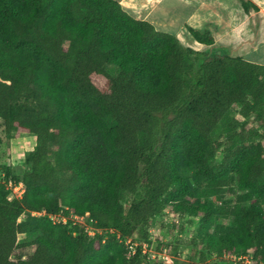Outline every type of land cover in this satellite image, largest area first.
<instances>
[{
	"label": "trees",
	"instance_id": "1",
	"mask_svg": "<svg viewBox=\"0 0 264 264\" xmlns=\"http://www.w3.org/2000/svg\"><path fill=\"white\" fill-rule=\"evenodd\" d=\"M0 119L36 137L21 178L0 168L24 187L16 199L0 183V264H149L114 234L53 224L63 207L149 244L156 216L188 214L205 245L187 264H264V65L186 47L116 0H0ZM221 218L232 225L209 233ZM20 235L27 258L14 256Z\"/></svg>",
	"mask_w": 264,
	"mask_h": 264
},
{
	"label": "rangeland",
	"instance_id": "2",
	"mask_svg": "<svg viewBox=\"0 0 264 264\" xmlns=\"http://www.w3.org/2000/svg\"><path fill=\"white\" fill-rule=\"evenodd\" d=\"M118 1L120 2L123 10L131 14V16L136 19L141 17V13L148 5L140 3L138 0ZM229 4L230 0H226V5L229 6ZM157 14L158 15L156 17L159 18L160 24H163L162 28L165 29L170 25L173 18H171V15L167 10H165V12H157ZM245 18L246 17L242 15V20H245ZM154 23L156 24V22ZM154 26L156 28L160 27L158 23ZM182 31L183 33L185 32V34L188 32L186 29ZM210 50L213 53H219L222 48H220V46H215ZM229 51L231 54L235 55L238 52L235 49H231ZM106 70L113 76H116L118 73V69L114 66H106ZM230 119L231 116L224 117L221 120V124H225ZM35 140V135L30 133H13L10 136L6 135L3 121L0 119V168H9L13 176L21 178L22 175L30 169L27 157L35 146ZM221 157L222 152L218 151L215 155V161L218 162ZM237 194V186L236 183H234L231 190H224V200L233 202L235 195ZM173 204L175 203H171L170 205L173 206ZM200 222L201 220L198 217H191L188 214L181 215L179 213L170 214L168 210L165 211V213L162 212L156 216L148 229L149 238L152 240L151 250L157 253L153 263L155 264L161 257H165V259L169 258V262L172 264H187L189 262L196 261L200 252L198 244L205 245L204 243H201L203 242L202 237L197 234L196 231ZM215 225L231 226L232 222L229 218L217 219L210 227L209 233L213 232ZM134 238L135 241H141L139 237ZM19 242L20 244L25 245L17 249L14 256H21L22 258L29 257L35 249V246L32 243V238L20 235ZM204 257L207 264H243V262L237 261L230 255L213 257L206 253ZM245 264H247V262H245Z\"/></svg>",
	"mask_w": 264,
	"mask_h": 264
},
{
	"label": "crops",
	"instance_id": "3",
	"mask_svg": "<svg viewBox=\"0 0 264 264\" xmlns=\"http://www.w3.org/2000/svg\"><path fill=\"white\" fill-rule=\"evenodd\" d=\"M138 1L148 4L138 19L148 21L153 26L158 23L161 28L154 26L156 30L175 35L184 46L196 51H208L220 46V51L229 53V50L235 49L238 51L236 55L244 60L264 65V0H230L229 6L226 0ZM165 10L174 21L172 19L164 29L156 16L157 12ZM242 15L246 17L245 20H242ZM188 28L207 33L213 44H202L190 33H183L182 30Z\"/></svg>",
	"mask_w": 264,
	"mask_h": 264
},
{
	"label": "built area",
	"instance_id": "4",
	"mask_svg": "<svg viewBox=\"0 0 264 264\" xmlns=\"http://www.w3.org/2000/svg\"><path fill=\"white\" fill-rule=\"evenodd\" d=\"M0 183L5 186V189L9 191L10 196L16 199L21 198L24 187L22 182H15L12 179H5V174L0 172ZM68 212V213H66ZM32 215H45V212L32 213ZM49 219L53 224L58 225H79L84 229L87 235L90 238H94L96 236H103L102 241L104 242L108 235H115L117 240L122 242L126 248V256L127 258H131L135 255L137 248H140V252L142 255L147 256L148 263L154 264L153 261L157 253L151 250L152 243L149 244L146 241H135L132 237L121 238V236L112 228H99L95 226V221L90 218L88 212L78 215L74 214L72 211H68L67 207H63L62 210L58 213L49 214ZM166 251V250H165ZM237 261L247 262V264H251L250 258L248 256H236L230 255ZM152 262V263H151ZM160 264H172L169 262V258L161 257L157 260Z\"/></svg>",
	"mask_w": 264,
	"mask_h": 264
}]
</instances>
